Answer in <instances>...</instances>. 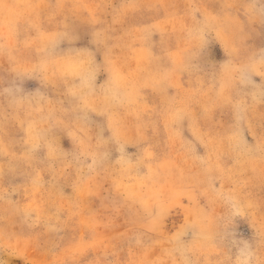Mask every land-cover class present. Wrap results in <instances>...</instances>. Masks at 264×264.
Instances as JSON below:
<instances>
[{
    "label": "rangeland",
    "instance_id": "obj_1",
    "mask_svg": "<svg viewBox=\"0 0 264 264\" xmlns=\"http://www.w3.org/2000/svg\"><path fill=\"white\" fill-rule=\"evenodd\" d=\"M0 264H264V0H0Z\"/></svg>",
    "mask_w": 264,
    "mask_h": 264
}]
</instances>
